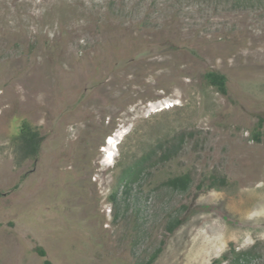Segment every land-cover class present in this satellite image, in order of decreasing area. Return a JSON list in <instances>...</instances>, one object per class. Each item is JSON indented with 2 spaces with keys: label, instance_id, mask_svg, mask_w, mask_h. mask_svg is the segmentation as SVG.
<instances>
[{
  "label": "rangeland",
  "instance_id": "1",
  "mask_svg": "<svg viewBox=\"0 0 264 264\" xmlns=\"http://www.w3.org/2000/svg\"><path fill=\"white\" fill-rule=\"evenodd\" d=\"M0 192V264H264V0H0Z\"/></svg>",
  "mask_w": 264,
  "mask_h": 264
},
{
  "label": "trees",
  "instance_id": "2",
  "mask_svg": "<svg viewBox=\"0 0 264 264\" xmlns=\"http://www.w3.org/2000/svg\"><path fill=\"white\" fill-rule=\"evenodd\" d=\"M206 81L213 87L216 88V90L221 93L222 95L228 94V79L225 75L217 72V71H208L205 74ZM262 126H263V120H260L258 123V129L256 134L254 135V139L256 141H261L262 137ZM42 136L40 133L33 128H31L28 124H24L22 127V131L18 137L19 141V149L21 151V154L24 159L26 158H34L36 159L39 155L40 151V145L42 142ZM178 148L176 149L174 147H169L166 152L162 155V159H170L172 156L177 154ZM157 151H152L151 153H148L144 155L141 160L133 167H130L124 171V174L122 176V182L124 184V190L123 193L125 196L130 195L131 190L135 184V182L138 180L142 173V165H144L146 162L152 160L155 156ZM192 180L188 174H184L181 176H176L171 179H169L166 182V185L171 187L174 190L179 191H187L191 186ZM226 179L225 178H213V182L211 183L210 188H215L218 185H226ZM200 189H202V186H199ZM3 196V193L0 192V198ZM113 199L116 200V197L113 196ZM186 220L185 218L180 217H174L170 219L166 226V232L168 234L173 233L176 229H178ZM162 248H159L156 253L153 255V257L144 264H154L156 259L158 258L159 254L161 253ZM38 254L45 258L47 253L44 249L38 248L37 249ZM248 253H241L237 257H235L231 264H244V261L247 259ZM227 261V256L222 255L221 257L214 259L210 264H222L223 262ZM44 264H51L50 261L44 260Z\"/></svg>",
  "mask_w": 264,
  "mask_h": 264
},
{
  "label": "bare ground",
  "instance_id": "3",
  "mask_svg": "<svg viewBox=\"0 0 264 264\" xmlns=\"http://www.w3.org/2000/svg\"><path fill=\"white\" fill-rule=\"evenodd\" d=\"M150 111L151 112L152 111L157 112L158 110L155 108H152V109H150ZM122 129H123V127L121 129L119 128V130L116 131V133H114L108 137L106 145L104 146V149L102 150V152L104 154L102 163L105 166L111 165L112 162L116 158L117 153H116L115 149H118V146L121 143V140L123 139V137L127 133V131H123ZM115 145H116V147H115Z\"/></svg>",
  "mask_w": 264,
  "mask_h": 264
},
{
  "label": "built area",
  "instance_id": "4",
  "mask_svg": "<svg viewBox=\"0 0 264 264\" xmlns=\"http://www.w3.org/2000/svg\"><path fill=\"white\" fill-rule=\"evenodd\" d=\"M175 105H177V104H175V102H172L169 100H164V101H158L156 103H152L148 107H149V109L155 108L157 110L162 111V110L171 109V108L175 107ZM157 112H159V111H157Z\"/></svg>",
  "mask_w": 264,
  "mask_h": 264
},
{
  "label": "clouds",
  "instance_id": "5",
  "mask_svg": "<svg viewBox=\"0 0 264 264\" xmlns=\"http://www.w3.org/2000/svg\"><path fill=\"white\" fill-rule=\"evenodd\" d=\"M116 145H117V144H116ZM116 145H115V147H116ZM115 150H116V153H117V150H118V149H115Z\"/></svg>",
  "mask_w": 264,
  "mask_h": 264
}]
</instances>
